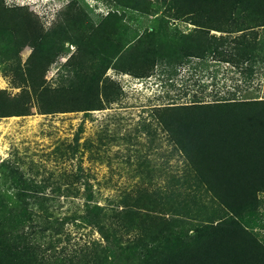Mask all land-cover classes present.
Wrapping results in <instances>:
<instances>
[{
	"label": "trees",
	"instance_id": "1",
	"mask_svg": "<svg viewBox=\"0 0 264 264\" xmlns=\"http://www.w3.org/2000/svg\"><path fill=\"white\" fill-rule=\"evenodd\" d=\"M121 3V12L110 11L98 23L88 14H77L72 23L67 21L37 38V48L28 60V77L20 84L27 85L24 92L32 89L39 93L45 102L44 110L60 105L62 109H83L88 116L100 105L95 104V98L100 97L99 85L111 64L118 70L144 76L157 63L176 68L193 57L211 56L239 68L245 65L243 73L247 78L256 72V55L264 51L258 28L264 26V0ZM157 10L163 11L157 31L142 29L125 19L130 11L143 16ZM172 20L190 21L194 28L179 34L169 32L166 24ZM33 22L29 15L21 17L10 12L0 0V54L4 58H14L31 40ZM212 30L221 34L211 33ZM16 41L19 42L14 44ZM67 43L77 45L86 58L71 70L76 80L63 79L70 81L71 89L78 85L69 90L75 96L72 102L62 97L61 88L55 90L43 82V70L56 54L69 51ZM41 66L37 74L36 69ZM54 97L62 100L56 102ZM20 101L1 95L0 117L22 113L18 108L25 105L24 100ZM31 105H26V112ZM156 114L175 144L174 151L184 156V178L170 173L167 191L159 192L161 206L154 202H126L127 208L119 216L122 221L106 229L100 226L108 244L98 250L99 258L55 256V264H264V234L251 229L254 219L264 222L260 217L264 211V98L164 106L156 109ZM82 130L81 124L78 133ZM34 184L23 181L20 190L31 189ZM4 202L0 196V221L12 233L0 243V264H42L38 246L29 233L31 215L27 208L12 209ZM148 207L169 211V219L157 223L152 217L145 218L141 211ZM93 208L96 214L104 211L98 205ZM92 218L81 217L89 224L95 223ZM134 229V238L122 243L126 231ZM189 231L193 234L187 237ZM64 240L57 237L55 242Z\"/></svg>",
	"mask_w": 264,
	"mask_h": 264
},
{
	"label": "rangeland",
	"instance_id": "2",
	"mask_svg": "<svg viewBox=\"0 0 264 264\" xmlns=\"http://www.w3.org/2000/svg\"><path fill=\"white\" fill-rule=\"evenodd\" d=\"M121 1L2 0L10 12L21 17L29 15L34 22L31 40L14 58L0 54V96L16 97L25 105L18 108L23 111L20 114L0 117V196L12 209L27 208L31 215L29 233L38 246L42 264H55L56 257L99 258L98 250L108 244L100 226L106 229L122 221L119 216L127 208L126 202H154L161 206L159 192L167 191L170 173L184 178V156L174 151V142L155 116L156 109L226 98H264V51H259L254 63L256 72L248 78L243 73L245 65L239 68L211 56L193 57L176 68L157 63L144 76L118 70L111 64L99 85L100 97L95 98V104L100 105L88 116L81 108L62 109L60 105L44 110L45 102L39 93L32 89L24 92L27 85L20 84L28 77V60L37 48V38L60 24L72 23L77 14H88L98 23L110 11L121 12ZM162 15L161 10L143 16L130 11L125 19L142 29L157 31ZM193 28L186 20L166 24V29L176 34ZM258 28L264 41V26ZM211 33L221 34L216 30ZM67 45L69 51L56 54L43 70V82L55 90L61 88L62 97L72 102L75 96L69 90L78 85L71 89L70 81L63 79L76 80L71 70L85 57L77 45ZM41 70L42 66L36 73ZM56 98V102L62 100ZM30 104L31 109L26 112V105ZM81 124L83 130L78 133ZM23 181L35 182L34 187L20 190ZM95 205L104 211L96 214ZM142 209L145 218L152 217L157 223L170 217V212L161 207ZM85 215L93 217L95 223L82 220ZM260 217L264 218V211ZM252 225V231L264 234V222L254 219ZM11 233L12 229L0 221V243ZM192 234L189 231L187 237ZM135 235V229L126 231L122 243H128ZM57 237L65 240L56 243Z\"/></svg>",
	"mask_w": 264,
	"mask_h": 264
}]
</instances>
